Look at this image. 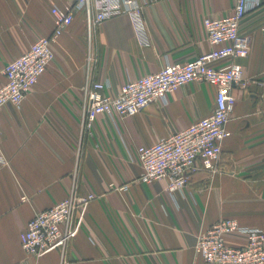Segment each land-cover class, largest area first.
<instances>
[{
  "label": "crops",
  "instance_id": "crops-1",
  "mask_svg": "<svg viewBox=\"0 0 264 264\" xmlns=\"http://www.w3.org/2000/svg\"><path fill=\"white\" fill-rule=\"evenodd\" d=\"M65 0H0V86L4 66L54 28L51 9ZM236 0H149L143 8L149 44L140 47L122 15L96 26L94 62L87 68L82 13L54 42V59L19 107L0 110V264H205L194 252L197 237L222 218L264 230V0L247 12L239 33L249 54L234 62L245 85L233 87L234 109L226 124L215 172L197 171L175 205L165 178L145 184L131 152L210 115L215 88L186 84L162 107L149 104L137 115H105L85 126L82 88L103 82L114 95L128 81L183 64L211 49L202 21L224 17ZM219 62L217 65L222 64ZM93 194L83 226L65 253L27 256L20 234L35 213L68 194ZM126 186L125 189L123 187ZM26 198L22 201V198ZM244 236L226 238L229 246Z\"/></svg>",
  "mask_w": 264,
  "mask_h": 264
},
{
  "label": "built area",
  "instance_id": "built-area-1",
  "mask_svg": "<svg viewBox=\"0 0 264 264\" xmlns=\"http://www.w3.org/2000/svg\"><path fill=\"white\" fill-rule=\"evenodd\" d=\"M148 1L65 0L61 7L54 6L51 34L38 38L23 55L4 66L0 110L6 104L21 105L53 61V44L72 24L76 13L84 16L87 68L94 62L91 53L93 31L110 18L126 16L138 45L146 47L149 41L143 8ZM259 5L260 0H236L228 15L205 17L202 25L211 49L190 62L167 64L156 73L128 81L114 95L105 94L109 86L103 82L87 81L82 88V113L87 129L99 115L108 116L114 122L117 117L135 116L154 102L164 107L169 95L192 82L215 88L214 106L209 116L151 145L138 146L134 153L125 147L129 160H136L141 168L138 181L149 184L165 178L167 196L175 205L178 197L186 196L187 187L197 171H216L221 144L230 136L226 124L236 103L232 89L247 83L242 66L234 62L246 58L250 50L248 38L239 33V25L247 12ZM219 62L223 63L217 65ZM5 163L0 149V165ZM94 199L93 194H81L73 182L62 201L35 213L27 222L19 238L22 251L36 259L54 251L63 255L80 232L88 205ZM25 200L23 197L22 201ZM232 235L244 236L245 243L239 247L229 246L226 238ZM194 252L205 264H264V230L222 218L197 237Z\"/></svg>",
  "mask_w": 264,
  "mask_h": 264
}]
</instances>
